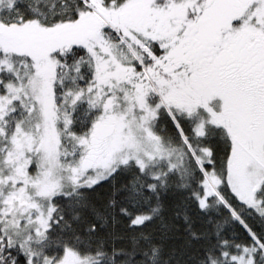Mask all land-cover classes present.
I'll return each mask as SVG.
<instances>
[{
    "label": "snow or ice",
    "instance_id": "obj_1",
    "mask_svg": "<svg viewBox=\"0 0 264 264\" xmlns=\"http://www.w3.org/2000/svg\"><path fill=\"white\" fill-rule=\"evenodd\" d=\"M0 264H264V0H0Z\"/></svg>",
    "mask_w": 264,
    "mask_h": 264
}]
</instances>
